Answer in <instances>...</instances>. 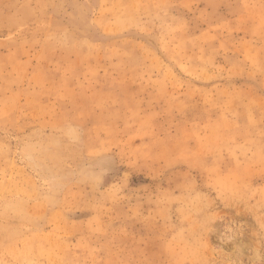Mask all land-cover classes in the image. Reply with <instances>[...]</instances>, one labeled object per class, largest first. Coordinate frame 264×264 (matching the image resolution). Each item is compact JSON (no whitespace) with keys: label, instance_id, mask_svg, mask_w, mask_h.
I'll return each mask as SVG.
<instances>
[{"label":"rangeland","instance_id":"obj_1","mask_svg":"<svg viewBox=\"0 0 264 264\" xmlns=\"http://www.w3.org/2000/svg\"><path fill=\"white\" fill-rule=\"evenodd\" d=\"M0 264H264V0H0Z\"/></svg>","mask_w":264,"mask_h":264}]
</instances>
